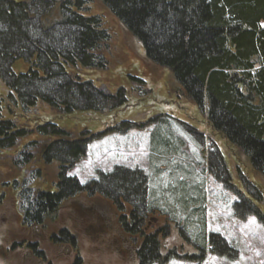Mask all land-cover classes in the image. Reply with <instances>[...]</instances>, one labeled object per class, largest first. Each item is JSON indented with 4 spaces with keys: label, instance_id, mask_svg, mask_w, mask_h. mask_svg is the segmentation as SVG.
I'll list each match as a JSON object with an SVG mask.
<instances>
[{
    "label": "rangeland",
    "instance_id": "rangeland-1",
    "mask_svg": "<svg viewBox=\"0 0 264 264\" xmlns=\"http://www.w3.org/2000/svg\"><path fill=\"white\" fill-rule=\"evenodd\" d=\"M85 15H98L111 35L105 49L108 67L68 70L98 87H123L128 101L104 112L62 114L42 102L24 113L5 100V115L28 131L52 121L75 137H92L87 155L66 172L91 190L69 196L40 222L28 223L22 183L27 181L23 187L32 189L33 198L54 191L60 163L44 162L41 150L49 137L36 134L0 150V264H143L138 252L148 236L158 243V255L150 264H264V173L212 127L169 69L145 58L140 42L99 0L88 4ZM26 68L16 64L17 71ZM131 76L144 83H135ZM7 95L0 80V99ZM159 127L175 144L174 154L155 149L153 136ZM33 141H42L29 150L33 161L16 165L18 152ZM118 168L148 176L150 203V193L160 192V186L187 182L191 205L182 210L183 195L187 197L183 190V202L168 203L164 197L157 204L165 207L145 209L135 224L132 203H118L100 187L102 176ZM174 205L180 210L176 207L175 212Z\"/></svg>",
    "mask_w": 264,
    "mask_h": 264
},
{
    "label": "trees",
    "instance_id": "trees-1",
    "mask_svg": "<svg viewBox=\"0 0 264 264\" xmlns=\"http://www.w3.org/2000/svg\"><path fill=\"white\" fill-rule=\"evenodd\" d=\"M94 1L0 0V80L8 88L7 98L0 99V150L12 149L33 134L49 137L42 158L46 164L60 163L62 170L56 189L38 192L35 198L32 189L23 187L27 181L22 183L23 192L29 193L21 190L28 223L40 222L69 196L91 190L66 172L87 155L92 137L84 133L75 137L52 121L28 131L5 115V100L24 113L42 102L62 114L104 112L128 101L123 87L116 91L98 87L68 70L108 67L105 49L111 35L98 15H85ZM99 1L140 42L145 58L169 69L185 97L206 113L212 127L264 173V0ZM19 62L26 70H16ZM131 79L144 83L139 77ZM38 142L42 141L30 142L18 152L16 165L33 161L29 150ZM153 142L157 151L174 154L177 149L160 127ZM101 184L106 196L132 203L135 224L142 221L145 209L165 207L158 200L179 204L183 190L187 197L183 195L182 210L191 205L187 182L182 187L179 182L160 186V192L150 193V203L148 176L139 170L118 168L102 176ZM169 189L175 192L169 194ZM176 207L180 208L174 205L175 212ZM138 254L143 264L157 257L155 236L146 238Z\"/></svg>",
    "mask_w": 264,
    "mask_h": 264
}]
</instances>
